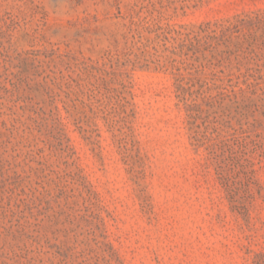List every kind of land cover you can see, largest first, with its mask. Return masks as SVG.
I'll list each match as a JSON object with an SVG mask.
<instances>
[{"label": "rangeland", "instance_id": "obj_1", "mask_svg": "<svg viewBox=\"0 0 264 264\" xmlns=\"http://www.w3.org/2000/svg\"><path fill=\"white\" fill-rule=\"evenodd\" d=\"M0 264H264V0H0Z\"/></svg>", "mask_w": 264, "mask_h": 264}]
</instances>
